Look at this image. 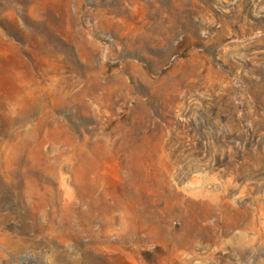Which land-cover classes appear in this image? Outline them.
I'll use <instances>...</instances> for the list:
<instances>
[{"label":"rangeland","instance_id":"rangeland-1","mask_svg":"<svg viewBox=\"0 0 264 264\" xmlns=\"http://www.w3.org/2000/svg\"><path fill=\"white\" fill-rule=\"evenodd\" d=\"M0 264H264V0H0Z\"/></svg>","mask_w":264,"mask_h":264}]
</instances>
